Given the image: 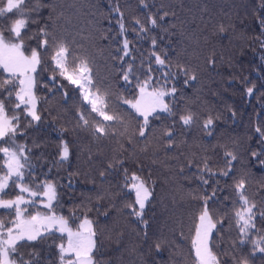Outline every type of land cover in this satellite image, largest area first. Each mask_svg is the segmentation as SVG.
<instances>
[{
	"label": "snow or ice",
	"instance_id": "snow-or-ice-1",
	"mask_svg": "<svg viewBox=\"0 0 264 264\" xmlns=\"http://www.w3.org/2000/svg\"><path fill=\"white\" fill-rule=\"evenodd\" d=\"M138 4L147 12L146 22L138 16L127 21L119 0H112L109 6L118 29L113 61L123 91L117 93L107 79L99 76L94 57L82 55V48L76 41L58 33L51 17L44 18L50 0H0V264H104L102 259H97L103 255V242L97 228L98 220L92 214L107 217V210L101 212L104 202L108 201L109 209H114L116 205L112 201L118 196L131 197L120 211L127 212L147 229L148 222L143 217L153 196L155 181L150 183L137 172L130 173L125 167L127 158L114 155L99 172L102 181L120 172L119 192L100 191L94 198L85 197L73 204L65 215L64 194L71 193L62 194V190L73 189L75 182L71 174L67 178L60 177L58 170L54 174V169L69 161L73 142L63 138L66 129H60L56 158L48 166L41 163L44 157L40 150L45 145L33 136V132L41 131L42 109L48 96L60 93L67 102L66 87L72 89L79 102L74 130L86 132L93 141L148 140L154 131L153 121L167 114L172 123L160 132L156 141L158 144L166 141L164 147L172 149L176 146L177 123L185 129L198 123V115L190 108L178 112L176 105L169 102L178 94L176 82L181 76L185 77V86L195 81L196 76L189 75L186 64L172 62L168 51L161 47L165 35H150L154 29L168 33L164 23L169 12L163 10V5L155 13L151 12L148 0H138ZM259 9L264 12V0ZM257 22L264 33V16H258ZM216 31L223 33L226 29L220 24ZM130 33L135 35L137 42L150 40L149 50L137 49L128 38ZM260 44L264 48V40ZM136 52L138 56L134 55ZM209 64L214 65L215 59H210ZM42 72L51 73L44 77L47 83L43 85L38 80ZM41 89L48 96L37 95ZM253 91L254 86L246 89L248 95ZM214 123V118L208 116L200 127L211 135ZM255 132L264 140V130L260 126ZM220 147L224 149L223 167L214 168L211 156L196 158L194 154L192 158L186 157V164L180 167L181 173L185 167L194 168L193 175L203 188L202 193L193 194V199L200 204L193 217L194 264H228V259L222 261V256L214 249L217 247L215 241L222 239L223 233L232 231L237 238L229 241V250L222 255L228 257L231 264H250V256L257 252L264 254V200L258 202L249 195L244 177L234 180L230 186L234 198L224 196L221 200L220 194L225 189L216 178L232 175L238 155L223 145ZM120 148L123 149V144ZM148 148L146 144L142 150L146 152ZM37 151L40 156H36ZM81 151H86L88 159H92L90 149L82 148ZM261 154L264 153L253 152L252 156L258 158ZM260 163L264 166V161ZM137 166L143 171L142 166ZM220 205H225L223 215ZM258 222L262 227H258ZM72 224H76L75 229ZM49 238L60 241L47 245L48 248L54 245L55 259L51 258V252L45 254L36 250L37 244L43 246ZM144 238H148L146 230ZM165 243L160 238L153 241L157 253ZM246 245L251 248L247 254L243 252ZM25 248L31 250L22 251Z\"/></svg>",
	"mask_w": 264,
	"mask_h": 264
},
{
	"label": "trees",
	"instance_id": "trees-1",
	"mask_svg": "<svg viewBox=\"0 0 264 264\" xmlns=\"http://www.w3.org/2000/svg\"><path fill=\"white\" fill-rule=\"evenodd\" d=\"M111 3L112 0H50L49 10L43 15L45 19L51 17L58 33L80 45L82 55L94 57L101 79H107L113 91L119 93L123 91V85L113 61L118 29L116 17L110 12ZM148 3L151 12L155 13L163 5V10L170 14L164 23L168 33L154 29L150 35H165L161 47L168 51L172 62L186 64L189 75L196 76V80L187 86L183 83L185 77L181 76L176 82L178 94L169 102L176 105L178 112L190 108L198 115V123L188 129L177 123L176 146L172 149L164 147L166 141L160 144L156 141L160 132L172 123L167 114L153 121L154 131L148 140H133L131 143L120 138L93 141L86 132L74 130L79 102L72 89L66 87L69 93L67 102L60 93L48 96L42 89L37 91V95L48 96V100L42 109L41 131L33 132V136L44 143L45 147L40 150L44 157L41 163L48 166L56 158L60 129H66L63 138L73 142V155L69 161L54 169V174L58 170L60 177L67 178L71 174L75 182L73 189L62 190V194L71 193L64 194L65 215L73 204L80 203L85 197L94 198L100 191L119 192L120 172L110 174L104 181L99 178V172L106 168L114 155L127 158L125 167L130 173L137 172L150 183L155 181L153 196L143 217L148 222L147 229L127 212L120 211L126 199L131 197L118 196L112 201L116 205L114 209H109V202L105 201L101 212L107 210V217L92 214L98 220L97 228L103 242V255L97 259H102L104 264H194L191 237L193 217L200 204L193 199V194L202 193L203 188L193 175L194 168L185 167V171L180 172V167L186 164V157L208 155L213 159L214 168L223 167L224 149L220 146H225L238 155V161L234 162L230 177L216 178L225 189L220 194L221 200L224 196L234 198L230 186L240 177L246 178L250 196L258 202L264 200V190H261L264 166L260 163L264 161V154L258 158L252 156L253 152L264 153V140L255 132L257 126L264 130V48L260 44L264 33L257 22V17L264 16V12L259 9L261 0H148ZM119 4L127 21L138 16L146 22L147 12L139 6L138 0H119ZM220 24L226 29L223 33L216 31ZM128 38L140 51L149 50L150 40L137 42L132 33ZM212 58L215 59L214 65L209 64ZM50 74L42 72L38 77L42 85L47 83L44 77ZM253 86V93L248 95L246 89ZM208 116L215 120L211 135L200 127ZM146 144L149 148L145 152L142 149ZM82 148L90 149L91 160L86 151H81ZM40 151L36 156H40ZM137 165L142 166L143 171ZM211 190L209 187L208 191ZM219 207L223 215L225 205ZM227 207L230 208L231 204L228 203ZM72 227L75 229L76 224ZM258 227H262L259 222ZM222 235V239L215 241L217 247L214 251L222 256V261L228 259L231 264L230 259L222 254L229 250L228 243L237 238L236 233ZM158 238L166 241L160 253L153 246V241ZM53 241L60 242L58 238H49L43 246L37 244L36 250L45 254L51 252V258L55 259L54 245L52 248L47 246ZM30 250L22 249L25 252ZM250 250V245H246L243 252L247 254ZM249 259L250 264H264V254L257 252Z\"/></svg>",
	"mask_w": 264,
	"mask_h": 264
}]
</instances>
